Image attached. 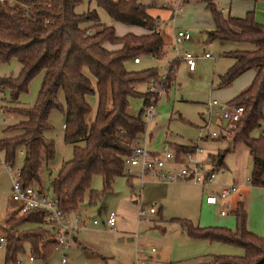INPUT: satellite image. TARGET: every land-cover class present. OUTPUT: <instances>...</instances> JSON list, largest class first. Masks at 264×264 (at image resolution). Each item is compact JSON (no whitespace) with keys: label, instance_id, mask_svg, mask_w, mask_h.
<instances>
[{"label":"trees","instance_id":"16d2710c","mask_svg":"<svg viewBox=\"0 0 264 264\" xmlns=\"http://www.w3.org/2000/svg\"><path fill=\"white\" fill-rule=\"evenodd\" d=\"M93 1L107 12L113 24L100 23L96 9L76 13L81 0L0 1V63L16 59L21 65L16 76L0 77V86L15 101L28 90L33 77L43 72L33 105L5 106L18 120L2 131L0 149L12 168L21 151L20 180L26 186L37 183L42 167L55 156L53 141L44 135L51 130L50 112L56 109L63 113V139L73 146L72 159L61 164L51 185V195L63 215L77 212L87 192L90 203L100 197L90 191L93 176L102 177L103 194L110 191L114 179L124 172V160L131 153L132 143L145 133V108L158 100L157 94L137 88L139 84L159 79L158 68L129 67L135 57L162 58L165 42L158 29V18L137 0ZM198 1L206 3L214 21V28L207 31L209 41L249 46L226 52L233 63L218 76V86L229 85L249 69L255 72L250 85L227 102L243 107V116L228 132L234 145H244L252 158L248 185L264 189V134L255 139L250 136L263 119L264 25L255 21L252 11L241 18L233 17L221 11L215 0ZM84 23L91 25L85 27ZM116 24L138 27L142 32L119 33ZM177 60L169 63L165 89L175 79ZM60 91L63 102L58 98ZM94 94L97 108L90 119L92 108L88 96ZM133 98L143 99L137 116L128 113ZM172 148L177 154L196 150L194 145H172ZM221 158L224 155L214 160L217 169L222 168ZM231 214L235 220L233 230L200 228L186 220H174L191 240L243 251L242 256H212L198 264H264V236L258 237L248 230L244 203H237ZM44 218L41 210L9 215L4 223L7 236L0 238L5 242L7 262H14L25 245L35 256L47 259L51 255L58 245L56 229L51 226L49 230L40 227L19 230L28 224L45 225Z\"/></svg>","mask_w":264,"mask_h":264},{"label":"rangeland","instance_id":"374dc122","mask_svg":"<svg viewBox=\"0 0 264 264\" xmlns=\"http://www.w3.org/2000/svg\"><path fill=\"white\" fill-rule=\"evenodd\" d=\"M137 1L147 5L149 13L158 14L160 20L166 19V12L162 10L168 3L174 8L173 0ZM90 9H96L100 23L113 24L107 12L102 7L97 6L93 0H81L76 6L75 12L83 13ZM162 12H164L163 15ZM90 25L91 23L83 24L85 27ZM165 28L166 31L161 30V33L166 40L167 35L172 33L171 22H168ZM117 31H119L118 27ZM187 42H182L177 46V53L172 43L169 48L170 56L168 57L170 58L166 60L161 58L162 60L160 59L158 62L157 70L159 77H161L167 71L171 60H174L176 56L181 60L180 57L183 52L189 51L195 57V68L193 72H190L185 62L180 61L178 66H175V82H171V87L165 89V80L158 83V86L163 89V93L156 104V115L146 121V140L148 147L157 152H161L165 145L174 153L176 152L170 146L172 144L197 146L201 152L196 153V158L205 164V172H209L211 169L206 163L208 159L214 161L216 157L224 155L222 168L214 173L212 182L204 185H197L192 182H158L150 176H145L146 182H155L156 184L142 185L141 179L136 175L133 178L129 177L130 179L127 177V171L130 169L126 165L122 176L115 178L110 191L103 194L102 177L93 176L90 191L97 193L100 197L90 203L89 192H87L78 211L75 212L77 214L74 216L81 221V228L73 234V237L77 238V242L72 241L69 246L64 248L57 246L47 259L35 256L30 247L25 245L17 259L27 262L30 256H34L32 264H61L62 256L66 255L67 264H90L86 260L88 256L83 251V246L88 248V255L95 252H100L101 255L107 252L108 255H115L117 253L125 254L127 247L129 253H134L135 247L139 244L137 250L143 253L138 260L146 259L149 264H152L149 253L151 249H154L157 254L161 252V255L167 259L165 264L170 262L174 264V260L170 259L172 243L174 240L181 241L184 231L179 222L174 220H186L200 228L220 227L229 230L235 228L230 209L226 210L227 215L225 219L221 220L217 213L220 206L206 207L204 202L201 205L199 200L205 201L208 195L216 196L224 186H233L234 183L249 179L253 169L252 158L249 156L247 148L242 144L234 145L231 139L228 131L234 127L227 129L226 122L221 127L215 124L213 117L219 114V106H212L211 108L207 106V103L212 99H217L222 104L226 103L222 100L226 93L223 94L220 91L221 88L218 87V75L227 70L232 59L223 56L224 53L233 49H246L249 46L245 43H223L217 40L204 43L200 41L197 44ZM204 53H208L210 57H204ZM144 59H149V57ZM145 62H142L141 65L144 66ZM20 68L21 65L16 59L0 63V77L16 76ZM42 76L43 72L34 76L28 85V90L20 94L18 100L11 101L7 97V100L3 101L4 105L17 107L33 105ZM155 80L159 81V79ZM147 83L139 84L138 90L147 91ZM58 98L63 102L61 91ZM88 101L92 108L89 115L91 119L97 108V96L95 94L88 96ZM142 106V98H133L130 101L128 113L137 116ZM12 117L11 125H14L18 117L17 115ZM49 124L51 130L45 132L44 135L46 139L53 141L55 156L53 161L42 167L39 181L30 186L41 193L51 195L52 180L61 164L72 159L73 146L66 144L63 139L64 115L62 112L56 109L52 110L49 115ZM262 131H264V108L261 125L251 133V138H258ZM212 133H216L217 137L212 138ZM1 137L2 133L0 134ZM81 144L78 145L81 146ZM21 165L22 158L18 151L13 170H19ZM131 171L137 173L136 169H131ZM10 190L9 175L0 168V237L3 238L7 236L5 221L9 215L18 211V204L12 201ZM254 193L245 198V206L249 207L247 221L248 218L252 220L249 223V228H247L252 234L263 237L264 223L261 222L264 220V201L259 197L255 198ZM151 208H154V214L149 213ZM110 213L115 214V223L112 228L106 225ZM70 217L72 218V216ZM93 221L96 222L95 225ZM231 222L232 227H228ZM37 227L45 230L51 228L49 224L42 226L28 224L19 230H30ZM155 234L162 236L164 240L160 241ZM55 237L59 241L58 233ZM131 237L134 239L132 243L129 242ZM122 238L125 239V242L120 244L119 241ZM223 247L243 252L236 247L231 248L227 245H223ZM5 253L4 244L0 246V264L9 263L5 259ZM176 254L175 251L174 257ZM171 256L173 257V254ZM182 264L185 263L182 262Z\"/></svg>","mask_w":264,"mask_h":264},{"label":"built area","instance_id":"2783aa9c","mask_svg":"<svg viewBox=\"0 0 264 264\" xmlns=\"http://www.w3.org/2000/svg\"><path fill=\"white\" fill-rule=\"evenodd\" d=\"M185 1L186 0H174V12L182 11ZM191 38L192 35L188 29H178L175 31L173 33V45L176 53L177 46L182 42L189 41ZM203 56L206 58L210 57L208 53H205ZM180 58L185 62L189 70L194 69L195 57L191 52L184 51ZM176 59H178V56H176L174 60ZM174 60H171L170 62ZM140 61L141 59L139 57H135L132 60L135 64ZM167 74L168 69L163 75H161V77H159V81L155 79L150 80L147 83V91L157 94V98H159L163 93V89L158 86V83L166 80ZM172 74L174 75V72H172ZM5 100H7V89L0 86V134L5 128L12 124L11 120L13 118L12 116H14L13 113L5 110L3 102ZM157 101L145 108V121L150 120L156 115ZM212 106H219V114L215 115L213 120L216 118H218L219 121L223 120L226 122L227 129L235 127L236 122H238L243 116L242 106H235L229 103L222 104L216 99H212L208 102V108H211ZM210 118H212V115H210ZM211 137L216 138L217 134L212 133ZM197 152H201V150L196 146L194 152L176 154L170 150L167 145L163 147L161 152L153 151L148 147L146 134L144 133L132 143L131 153L124 160V167L127 165L130 169L127 171V177L133 178V176L136 175V177L141 179L142 185L145 183V176H150L158 182H192L197 185L211 183L214 179V173L221 170V168H215V161L208 159L206 163L209 164L211 169L209 172H205V164L196 158ZM21 154V151H19L20 157ZM0 168L9 175L11 181L10 196L12 201L18 204V211L21 214L31 210L43 211L45 213V223L58 231L60 238L57 246H62L63 248L69 246L73 241V234L81 228V221L74 216L77 213L63 215L52 195L41 193L31 186L24 185L20 180L19 170H13V168L5 161L4 151L2 149H0ZM131 169H136L137 173L131 171ZM173 170L175 174L173 173ZM235 192V186H224L216 196L208 195L205 198V203L210 206H220L221 211L219 212V215L226 216L227 206L224 202ZM149 213H155L154 208H151ZM70 216H72V218ZM114 223L115 214L110 213L106 220V225L112 228ZM93 224L95 225L96 222L93 221ZM0 243L4 244L5 242L3 239H0ZM154 252V249H151L150 253L153 254ZM33 262L34 257L30 256L27 262L21 259H16L14 262L8 264H32ZM61 264H67L66 255L62 256ZM134 264L148 263L144 260L137 259Z\"/></svg>","mask_w":264,"mask_h":264},{"label":"crops","instance_id":"0c3cea01","mask_svg":"<svg viewBox=\"0 0 264 264\" xmlns=\"http://www.w3.org/2000/svg\"><path fill=\"white\" fill-rule=\"evenodd\" d=\"M215 1H216L218 8L221 11L233 17L241 18V17H244L247 12L252 11L255 21L264 25V0H215ZM162 11L166 12V19H163V20L159 19L160 17L158 14H155V13L154 14L150 13V14L158 18L159 20L158 28L160 30L166 31L165 25H167L168 22H171L172 33L167 35L166 40L164 39L165 43L162 48V52H163L162 58H164L165 60L167 58H170L168 56H170L169 48L172 46V43H173V33L177 31L178 29H188L191 32L192 38L188 42L185 41L187 43L192 42L194 44H197L200 41H202L203 43L211 42L207 39V31L212 30L214 28V21L212 19L210 12L206 8V3L202 1H198V0H186L183 5V9L180 12H174V8H172L171 4L168 3V5H166ZM148 12H149V7H148ZM163 14L164 12H162V15ZM116 27L119 28V33H123L126 31H133L135 33L142 32V30L138 27L127 28L125 26H121L118 24H116ZM212 41H215V40H212ZM220 42L226 43L224 41H220ZM226 52L224 53L223 56L229 57L230 59H232L230 56L226 55ZM144 61L146 62L143 66L141 64ZM180 61H183V60L182 59L179 60L178 58L175 66H178ZM158 62H160L159 59L157 60V59L150 58V57L149 59L142 58L139 63H136V64L133 62L129 63V67L134 68V69L158 67ZM232 63H233V59H232ZM230 65H228V67ZM189 71L193 72L194 69L189 70ZM254 75H255L254 70L249 69L243 72L242 74H240L239 76H237L229 85L224 86V87L218 86L219 88H221L220 91H222L223 94L226 93V95L225 94L223 95L222 100L227 103L232 98H234L236 95H238L241 91L246 89L252 82ZM173 82H175V79ZM207 106H208V103H207ZM214 122L219 127H221L224 124V121L223 120L219 121L218 118H216ZM261 133L264 134V131H262ZM144 184H156V183L155 182L148 183L145 181ZM233 186L236 187V192L232 194L224 202L225 205L227 206L226 210L228 209H230V211L234 210L237 203L242 201L244 203V207L247 213V210L249 211V207L245 206V198L251 196V194H253L254 192H255L254 193L255 198L259 197L262 201H264V189L251 188L250 186H248V179H246L245 181H239L237 183H234ZM203 202L206 207H212L210 205H207L205 201L199 200V203L201 205L203 204ZM219 208H220L219 211L217 210L218 215H219V212L221 211V207ZM226 215H227V212H226ZM225 217L226 216H220V219L221 220L225 219ZM251 221L252 220L248 218V221H247L248 228L250 226L249 223ZM261 223H264V220H262ZM228 227H232V222L230 223V225H228ZM155 235L160 241L164 240L162 236H158L157 234ZM0 238H3V237H0ZM74 238H75L74 242H77V238L76 237ZM133 241L134 239L131 237L129 242L132 243ZM124 242H125V239L123 238L119 241L120 244H123ZM2 245L4 244L0 243V246ZM138 245L139 244H137V246L135 247L134 253L133 252L129 253L128 247H127V249H125L127 250L125 254L117 253L115 255L114 254L108 255V252L103 255H101L100 252H95L93 254L88 255V252H87L88 248L86 246H83L82 249L83 251L86 252V255L88 256L87 257L88 259L86 258V260H88L90 264H134L135 261L139 259L140 256L142 257V253H143L142 251L137 250ZM175 251L177 252V254L174 257ZM172 254H173V257L171 256ZM149 255L151 257L154 256L152 258L149 257L150 259H152V264L167 263V259L161 255V252H159V254H157L156 252H154L153 254L149 253ZM171 255H170V259L174 260L173 261L175 262L174 264H177V263L182 264V262L185 264H198V263L207 261L212 256H242L243 252H238L232 249L225 248L223 247L222 244H218V243H208L206 241L191 240L190 238L187 237L185 231H183L181 241H177V240L173 241L172 247H171ZM144 261L148 263L146 259ZM169 264H172V262H170Z\"/></svg>","mask_w":264,"mask_h":264},{"label":"water","instance_id":"95a60500","mask_svg":"<svg viewBox=\"0 0 264 264\" xmlns=\"http://www.w3.org/2000/svg\"><path fill=\"white\" fill-rule=\"evenodd\" d=\"M220 160H222V158H221ZM72 240H73V242H74V241H75V238L73 237V239H72Z\"/></svg>","mask_w":264,"mask_h":264}]
</instances>
